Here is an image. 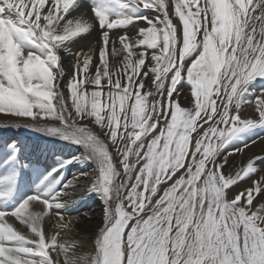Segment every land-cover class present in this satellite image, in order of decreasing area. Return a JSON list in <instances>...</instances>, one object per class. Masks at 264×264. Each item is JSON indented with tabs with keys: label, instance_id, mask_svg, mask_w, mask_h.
Here are the masks:
<instances>
[{
	"label": "snow or ice",
	"instance_id": "obj_1",
	"mask_svg": "<svg viewBox=\"0 0 264 264\" xmlns=\"http://www.w3.org/2000/svg\"><path fill=\"white\" fill-rule=\"evenodd\" d=\"M89 3L85 19L80 0H0V113L48 137L27 153L0 139V264H264V156L224 171L264 131V0ZM97 28L95 62L92 47L73 53ZM253 103L258 119L242 118ZM91 197L102 224L81 255L61 232L79 235L71 213Z\"/></svg>",
	"mask_w": 264,
	"mask_h": 264
},
{
	"label": "rangeland",
	"instance_id": "obj_2",
	"mask_svg": "<svg viewBox=\"0 0 264 264\" xmlns=\"http://www.w3.org/2000/svg\"><path fill=\"white\" fill-rule=\"evenodd\" d=\"M80 3H82L84 5V12L86 11L89 16H91V8H90V3L89 0H80ZM177 20L174 19V23H176ZM143 26V25H141ZM118 35L116 30H113L110 33L111 37H116ZM134 35V33L132 31L129 32V36ZM88 42L89 43V48L92 47L93 52L95 53L94 55V62L95 60L98 58V48H99V41H100V32L99 29H95L93 31H91V34L88 36L86 35L84 37V39L81 42ZM117 47H119V44L117 43L116 45ZM89 48H85V46H79L77 51H83V52H88ZM109 62L110 65H112V57H111V45L109 46ZM119 59V57L117 58ZM75 60V56L70 57V59L67 61V63H64L65 61L63 60V64H64V68L66 69V76L64 78V83H67V79L68 76H70L72 74V65L74 63ZM93 72L95 71L94 68L91 69ZM91 87V86H89ZM259 83H257L256 85V91L254 95H258L259 94ZM65 95L67 96V91H65ZM190 89L189 87L185 86L180 94V98H179V104L181 107L184 108H188L191 107L190 104ZM251 99H254V96L251 97ZM241 117L242 118H253V119H258V115L255 113V104H248L245 105L242 108L241 111ZM15 118L11 117L10 115H6V114H2L0 113V139L2 140H11V139H16L18 141H20V143L25 147V151L26 153L33 149V148H44L47 147V145L45 144V142L48 140V137L46 136H41L36 132H33L29 129H14L11 127H5L6 124H10ZM97 132H99V129H94ZM101 138L103 139V135L101 134ZM249 139L251 140H255V143H251L249 141V146L247 148H245L243 150L242 153L236 154L234 156L229 157V163L228 166L224 169L225 173L227 174L230 170H232L234 172V170L238 167H241L244 163H246L249 159L257 157V156H264V131H261L259 129L256 130V133L253 134L252 136L249 137ZM239 143V142H237ZM74 146H67L65 148L62 149V151L67 154V153H71L73 150ZM82 151V150H81ZM78 154V153H77ZM55 159L54 156H51L50 154L48 155V158L45 157H41V162H40V170L41 172L46 173L52 166V162ZM258 168L260 169V172H258L255 176H253V179L258 178L259 175H264V162H258L257 164ZM72 170L73 168L70 167L69 170H67L66 172H64V176L67 178H70V176L72 175ZM91 167L86 168V171L91 172ZM252 184V180L248 179L245 180L241 183H239L237 186H234L232 188L231 193H229V195H232L236 192H239L247 187H250ZM94 198V197H92ZM96 201H94V203H97L99 206V209L97 210V212L99 213V216L96 218L95 221L90 222L91 224H89L87 226V228H89L90 232H95V230L97 229V227L102 224V204L100 203V201L96 198H94ZM261 201H264V197H261L260 200L255 201V203L259 204ZM51 220V219H50ZM92 221V220H90ZM9 223H11L9 221ZM46 226V223L44 225V227ZM14 227V226H13ZM20 228L21 229H17L18 231H22L25 234H27V229L26 226L21 225L20 224ZM90 248V247H89Z\"/></svg>",
	"mask_w": 264,
	"mask_h": 264
},
{
	"label": "bare ground",
	"instance_id": "obj_3",
	"mask_svg": "<svg viewBox=\"0 0 264 264\" xmlns=\"http://www.w3.org/2000/svg\"><path fill=\"white\" fill-rule=\"evenodd\" d=\"M81 5H82L81 11L84 13V18L90 19L91 16H89V14L86 11L84 12V5L82 3H81ZM79 14L80 13H73L74 16L79 15ZM83 39H78L76 43H73L71 45V49H72L73 53H75L78 50L79 46H82V44H83V46H85V48H87V49L89 48L88 42H90V41H87L86 43L81 42ZM72 56H74V55H72ZM72 56L65 57L64 63H67V61ZM77 167H79V166H77ZM76 171H77V168H73L72 175ZM71 176H70V178H71ZM87 183H88V181H82V186L86 185ZM81 192H82V187L77 188L75 193H72L73 199H78L79 196L81 195ZM94 201H96V200L92 197L87 199L85 202H82L78 206L79 207L78 212L73 211L71 213L72 217H76L77 215H79L81 217V222L77 225V231L79 233L78 236L73 235V233L70 231L61 232V239L62 240H67V241L76 240L82 244V247L78 249V251L81 255L91 254L93 251L92 241L95 238L94 232H90V230H89V228H87V226L89 224H91L90 222L93 223V221H95L96 218L99 216V213L97 212V210L99 209V206L97 203H94ZM67 218L68 217H66V219ZM8 220L11 222V224L14 226V228L21 229L19 222L15 221V218H8ZM90 220H92V221H90ZM56 223H57L56 217H53L51 220H48L46 218L45 230L50 231V232H55L56 231V227H55Z\"/></svg>",
	"mask_w": 264,
	"mask_h": 264
}]
</instances>
